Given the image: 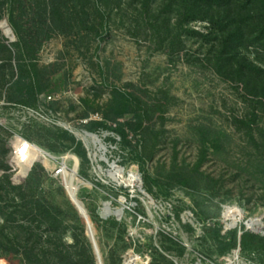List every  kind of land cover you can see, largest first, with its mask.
Returning <instances> with one entry per match:
<instances>
[{
    "label": "rangeland",
    "instance_id": "obj_1",
    "mask_svg": "<svg viewBox=\"0 0 264 264\" xmlns=\"http://www.w3.org/2000/svg\"><path fill=\"white\" fill-rule=\"evenodd\" d=\"M22 2L24 9L15 5L16 16L34 50L38 100L35 106L10 101L19 67L6 3L0 7V44L13 57L11 69L5 61L9 55L0 52V189L8 185L6 175L18 188L2 190L0 207L8 204L4 209L9 212L22 203L20 186L23 191L28 187L37 167L42 182L30 194L56 207L52 215L66 228L67 242H73L72 232L83 230L97 264H264V252L240 247L223 252L219 242L234 230L264 237V151L256 146L264 130V107L254 110L242 85L214 70L208 61L211 44L185 37L170 54L171 37L150 23L157 9L143 13L141 0H123L121 8L110 10L98 34L79 24L69 32L35 28L41 23L35 0ZM172 24L174 35L176 17ZM207 25L191 23L201 31ZM256 62L264 67V56ZM253 111L251 132L242 121ZM96 113L101 120L82 122ZM53 115L62 125L53 123ZM93 122L121 127L126 140ZM83 130L98 133L105 149L91 138L84 142ZM112 132L120 138L115 144L110 143ZM17 146L23 156L17 155ZM53 154L72 163L66 176L56 177L46 167ZM113 162L122 178L110 176ZM135 170L141 181L127 187L123 178ZM109 200L124 207L122 220L101 217L100 208L104 205L106 214ZM230 209L241 211L240 221L229 217ZM251 219L260 221V228L251 230ZM3 224L0 213V240ZM0 264L21 263L0 246Z\"/></svg>",
    "mask_w": 264,
    "mask_h": 264
},
{
    "label": "trees",
    "instance_id": "obj_2",
    "mask_svg": "<svg viewBox=\"0 0 264 264\" xmlns=\"http://www.w3.org/2000/svg\"><path fill=\"white\" fill-rule=\"evenodd\" d=\"M132 2V0H131ZM8 4L10 24L17 37L13 44L16 49L19 74L14 83L16 92L10 96V101H16L25 106H35L38 100L37 65L33 61V47L24 35V28L16 16L17 5L24 9L22 0H0V7ZM123 0H35L33 10L40 17L41 23H34L35 28L45 31L69 32L79 24L80 27L96 34L104 29V21L110 10L121 8ZM142 12L151 13L150 23L158 33L165 30L169 40L170 54H174L176 45L184 44L185 37H199L211 44L208 61L214 70L224 79L242 85L246 95L254 103V110L264 107V67L256 61L264 56V0H141ZM158 4L156 8H151ZM109 8V9H108ZM176 17L177 33L173 34L172 19ZM208 22L205 31L191 26L192 22ZM43 23V24H42ZM0 52L7 55L5 61L10 63L12 55L6 45L0 44ZM255 55V60L250 58ZM9 59V60H8ZM257 59V60H256ZM1 67V66H0ZM4 77V73L2 74ZM14 75V74H13ZM4 78L0 79L3 82ZM124 95V94H122ZM125 96V95H124ZM126 97V96H125ZM149 114V108L144 115ZM257 113L243 120V125L254 131ZM121 135V127L107 126ZM262 138L256 146L264 151V130ZM125 141L126 137L122 136ZM77 154L82 155L78 149ZM264 158V154L262 155ZM264 162V161H263ZM8 166H5V170ZM7 186L15 190L6 175ZM42 180L37 167L28 176V187L23 191L20 186L19 196L22 203L15 205V210L9 211L0 207L4 221L0 246L7 254H17L21 264H97L91 243L83 233L72 232L73 242L65 240L66 228L58 224L52 215L56 207L49 205L42 197L30 194ZM2 190L9 192L6 185ZM43 227L46 234H44ZM10 229V230H8ZM217 231V224L211 227ZM8 230V232H5ZM45 236V238H44ZM218 239L221 235L217 234ZM220 240L223 252H229L240 247L244 252H264V237L251 231H243L240 235L236 230ZM183 251V250H182ZM164 260L166 258L160 255Z\"/></svg>",
    "mask_w": 264,
    "mask_h": 264
},
{
    "label": "built area",
    "instance_id": "obj_3",
    "mask_svg": "<svg viewBox=\"0 0 264 264\" xmlns=\"http://www.w3.org/2000/svg\"><path fill=\"white\" fill-rule=\"evenodd\" d=\"M49 99H51V96H49ZM101 119H102V117L100 116V114L99 113H96V114H93L89 118H85L84 120H82V122L84 124H87V123H89V121H92V120H101ZM53 123L56 124V125H62L61 119L58 116H54ZM0 124H3V113H2L1 108H0ZM71 131H73V130L71 129ZM102 131H104V130H102ZM89 133H95V132H91V131H88V130H83V134H81V135L82 136H85L86 134H89ZM96 134H98V133H96ZM112 134H114V135H110L109 136L110 137V143L115 144V143L119 142L120 141V138H117V136H115L116 133L112 132ZM98 136L100 137L99 134H98ZM89 138L90 137H87L86 136V138H84L83 141L85 142V139L88 140ZM99 141H100V143L103 146L106 147V145L104 144L105 141L102 139V137H100ZM99 146H100V144H99ZM16 152H17V155L18 156H20L21 154L23 156L25 154V152H22V151L19 152L18 151V146H17ZM50 156H51V157H49L50 158L49 159L50 160V164L49 165H46V167L47 168H49V167L52 168L51 171H52V173H53L54 176H56V177H58V176L63 177V176H66L65 173H69L71 171V169H72V163L70 164L69 161L66 160L64 157H62V156L61 157L60 156H56L55 154L50 155ZM52 164H53V166H52ZM113 164L116 166V168L112 166ZM109 165L111 167L110 170L111 171L114 170V172L117 170V168H119V165L116 164L115 162H113L112 164H109ZM130 173H128V175H127L128 177H129ZM113 180H115V179H113ZM127 187H129V186H127ZM130 187H132V186H130ZM109 201H111V200H109ZM103 208H104V205H103V207L100 208V215H101L102 218L109 219L111 217H115L118 220H122L124 213L121 216L115 214L114 212H111L109 214H103L102 211H101ZM115 208H117V207H114L113 204H112V201H111V209L113 210ZM249 228L251 230H254L251 227H249Z\"/></svg>",
    "mask_w": 264,
    "mask_h": 264
},
{
    "label": "bare ground",
    "instance_id": "obj_4",
    "mask_svg": "<svg viewBox=\"0 0 264 264\" xmlns=\"http://www.w3.org/2000/svg\"><path fill=\"white\" fill-rule=\"evenodd\" d=\"M86 136L93 139L94 142L97 144V146L100 149H105V147L100 143L98 136H96L95 134H92V133L86 134L84 136V138H86ZM99 144H100V146H99ZM114 167H116V166L114 165ZM110 176H112L115 179H118V178H122L124 176V173L122 170H119V169L116 170L115 172L113 170L110 172ZM140 181L141 180H140L139 172H137L136 170L134 171V173H131L128 178H123V182H125L126 185H128V186L137 185L138 183H140ZM104 204L106 207V214L114 212L115 214L121 216L124 213V207L120 206V207H117V208L112 210L111 209V202L106 201ZM228 214H229V217L231 216V218L234 222L240 221L242 218V213L239 209H230L228 211ZM247 225H248V227H251L253 229L260 228V221H258L257 219H251ZM130 262L135 263L137 261H136V259H130Z\"/></svg>",
    "mask_w": 264,
    "mask_h": 264
},
{
    "label": "water",
    "instance_id": "obj_5",
    "mask_svg": "<svg viewBox=\"0 0 264 264\" xmlns=\"http://www.w3.org/2000/svg\"><path fill=\"white\" fill-rule=\"evenodd\" d=\"M11 30H12V33L14 34V31H13V29L11 28ZM92 134H95L96 136H98V134H96V133H92ZM98 138L100 139V137L98 136ZM82 204V208H83V211H84V216L86 217V219H87V224H89V223H91L90 221H89V218H88V216H87V214H86V211H85V209H84V205H83V203H81ZM79 209V208H78ZM79 211L82 213V210L81 209H79ZM92 224V223H91ZM88 234H89V231H88ZM89 236H90V234H89ZM91 237V236H90ZM92 242H93V244H94V247H95V250H96V252H97V254H98V245H97V243H96V240H95V238H94V235H92Z\"/></svg>",
    "mask_w": 264,
    "mask_h": 264
}]
</instances>
